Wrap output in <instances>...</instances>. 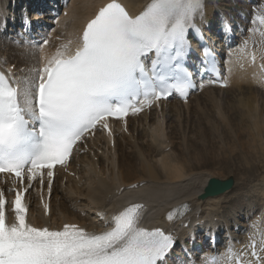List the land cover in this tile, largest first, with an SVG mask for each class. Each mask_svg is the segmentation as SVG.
<instances>
[{"label":"snow or ice","instance_id":"1","mask_svg":"<svg viewBox=\"0 0 264 264\" xmlns=\"http://www.w3.org/2000/svg\"><path fill=\"white\" fill-rule=\"evenodd\" d=\"M197 20L205 22L204 0H149L136 15L110 0L87 22L74 51L61 45L35 67L21 69V76L12 68L0 70V174L27 180L28 187L46 176L51 188L54 167L65 166L77 144L96 131L111 132L109 118L140 112L174 93L186 98L197 88L185 65L189 34L203 36ZM252 23L264 26V9ZM249 31L264 36L261 27ZM46 44L44 38L41 49ZM204 52L207 56L210 50ZM28 187L15 192L10 223L0 191V264H168L177 237L161 227L142 226V204L111 215L98 233L68 223L50 230L27 222L23 197ZM174 211L167 214L170 222ZM248 247L254 261L233 254L230 245L227 264H264L255 243ZM220 255H205L202 264H220Z\"/></svg>","mask_w":264,"mask_h":264},{"label":"bare ground","instance_id":"2","mask_svg":"<svg viewBox=\"0 0 264 264\" xmlns=\"http://www.w3.org/2000/svg\"><path fill=\"white\" fill-rule=\"evenodd\" d=\"M106 1L71 0L66 8L68 15L60 14L49 29L48 44L42 49L39 45L37 48L25 45L10 46L8 49L0 46V63L15 64L18 76H21L24 74L20 71L21 65H25V70L36 66L39 49L45 57L55 54L61 45L65 46L61 50L69 52L77 42L75 34L81 29L83 21ZM122 1L134 13L149 3V0ZM217 2L206 0L205 22L202 24L213 22ZM260 2L262 7H253L256 9L254 14L264 9V0ZM5 4L6 0H3L2 5ZM226 4L233 9H241V6L233 5L229 0H226ZM31 16L38 17L37 21L40 22V14L32 12ZM243 22H240L241 25ZM256 27L264 31V26L252 23L251 29ZM263 37L260 31H248L243 42H261L260 46H263ZM262 60L264 62V56ZM251 72L256 71H233L225 77L226 88L203 89L200 94L190 97L187 104L177 101L169 104L170 101H167L159 111L129 120L126 130L117 125L113 146L103 135L96 134L87 143L89 150L85 154L74 155L77 159L69 167L73 176L60 171V178L65 177L66 183L54 184L49 215L43 212L36 192L27 193L29 223L50 229H61L66 223L99 229L102 223L90 215L100 213L106 216L141 202L146 205L143 217L145 225L154 226L159 225L170 211L187 204L184 221L170 227L178 229L181 235L187 231L196 234L207 226L218 232L222 224L226 228L225 235L236 247L244 248L255 237L259 243L264 241V174L257 177L251 171L252 153L254 159L264 160V90L259 81L261 75L251 76ZM164 122L166 128L163 127ZM176 139H182V144L180 140L177 144ZM100 150L99 161H93ZM231 159H237L244 168L249 182L254 183L253 191L258 193L259 201L256 218L248 223L242 235L237 236H233L231 229L244 226L240 219L245 216V212L242 213L245 205L238 200V194L234 195L235 187L215 197H199L211 178L222 181L233 179L231 176L215 177L223 176V167H229L230 161L233 163ZM236 183L235 186L239 187ZM134 184L135 188H129ZM227 202L231 204V209L225 215L221 209ZM202 221L205 224L194 227L195 223ZM187 222L189 226L186 227ZM188 249L193 250L194 247L188 246ZM260 253L264 256L261 249Z\"/></svg>","mask_w":264,"mask_h":264},{"label":"rangeland","instance_id":"3","mask_svg":"<svg viewBox=\"0 0 264 264\" xmlns=\"http://www.w3.org/2000/svg\"><path fill=\"white\" fill-rule=\"evenodd\" d=\"M216 1H218L217 4L220 7L219 9L216 8V11H218L217 16H215L216 21H218L220 19V17H218V16L221 15L220 14V12H221V13H223L225 15H228V13L232 14L234 16L233 20H236V17L239 18L240 16H246V15L249 14V17L246 18V21H245V19L242 20L244 22H247L250 19H252L251 13L254 11L253 7H257V6H255L256 2L255 3L251 2V0L250 1L249 0H245V2H244V0H229V2H231L233 5L237 4L238 6H241L240 10L233 9L232 7H228L227 4H226V0H216ZM247 1H249L250 3H248ZM257 1L261 4L260 0H257ZM242 2H244V3H242ZM260 4H259V6H260ZM0 5H1V2H0ZM241 19H242V17H241ZM241 19L239 18L238 20H241ZM243 25H245V29L243 30V32H245V34H243V35H245V37H247V33H248L249 29L252 28V23L250 24V23L247 22L245 24L243 23ZM0 39L4 40V39H8V38L6 36H0ZM0 46L4 47L5 49H8V48H10L11 45L4 43V45L0 44ZM263 96H264V94H263ZM169 124H170V122L167 123V125H169ZM190 136L193 137L192 134H190ZM211 136L213 138H215V139H219L215 135H211ZM179 140H180V144H182V139H178V140L176 139L175 142L178 144ZM218 144H220L219 141H218ZM251 158L253 159V162H251V166H252V170L251 171L253 173V176L260 177L261 174H264V160L262 161V160H260L258 158L254 159L253 158V153L251 154ZM231 160L233 161L234 164L230 161V166L229 167H223V170H222L223 176H221V177L220 176H215V177H218V178L226 177L227 178V177L231 176V177H233L235 182L238 183L239 187L237 185L235 186V184H234V187H235L234 188V191H235L234 195L238 194L239 195L238 200L243 205H245L243 207V212L241 211L242 213L245 212V216H243V217L241 216L242 219H240V221H246V220L250 221V219L252 220L254 215L256 214L257 205H255V202L258 200L257 199L258 195L254 194V191L252 190L253 183L249 182L250 178H248L247 177L248 175H246L244 173L245 170H244V168H241L238 160L237 159H231ZM238 169H239V171H238ZM208 171H211V170H209V168H208ZM230 206H231V204L228 203V202L226 204H224L222 206V209H221L222 213L223 214L225 213V215H226V213L228 211H230V209H231ZM235 215H237L236 211H235ZM232 228L235 229L234 227H232Z\"/></svg>","mask_w":264,"mask_h":264},{"label":"water","instance_id":"4","mask_svg":"<svg viewBox=\"0 0 264 264\" xmlns=\"http://www.w3.org/2000/svg\"><path fill=\"white\" fill-rule=\"evenodd\" d=\"M231 184H232L231 179L229 181H218L216 179H212L209 182L204 193L202 194V197L220 194V193L224 192L225 190L229 189L231 187Z\"/></svg>","mask_w":264,"mask_h":264}]
</instances>
